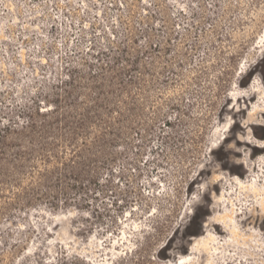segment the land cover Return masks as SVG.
Returning a JSON list of instances; mask_svg holds the SVG:
<instances>
[{
    "label": "rangeland",
    "instance_id": "1",
    "mask_svg": "<svg viewBox=\"0 0 264 264\" xmlns=\"http://www.w3.org/2000/svg\"><path fill=\"white\" fill-rule=\"evenodd\" d=\"M111 47L149 68L141 129L88 209L1 220L0 264H210L189 254L200 239L213 264H264V0H0V117Z\"/></svg>",
    "mask_w": 264,
    "mask_h": 264
},
{
    "label": "trees",
    "instance_id": "2",
    "mask_svg": "<svg viewBox=\"0 0 264 264\" xmlns=\"http://www.w3.org/2000/svg\"><path fill=\"white\" fill-rule=\"evenodd\" d=\"M140 54L86 52L44 89L1 108L0 222L40 205L88 209L114 148L141 129L137 94L148 88L149 68Z\"/></svg>",
    "mask_w": 264,
    "mask_h": 264
},
{
    "label": "bare ground",
    "instance_id": "3",
    "mask_svg": "<svg viewBox=\"0 0 264 264\" xmlns=\"http://www.w3.org/2000/svg\"><path fill=\"white\" fill-rule=\"evenodd\" d=\"M262 115L264 116V111H262ZM239 214H241V213H238V214H235V215H232V216H234V217H238V215ZM259 214L262 216V217H264V209H262L261 210V212H259ZM56 217H57V215H56ZM246 217H247V215H245V216H243V219H246ZM257 219H258V217H257ZM238 221V220H237ZM218 222L216 221V220H213V225H215L216 226V224H217ZM249 224H250V222H249ZM230 225V223L228 224V226ZM223 226H225V224L223 225ZM217 227V226H216ZM226 228H227V223H226V226H225ZM218 228V227H217ZM226 228H223L222 227V229H224V230H226ZM229 228V227H228ZM238 228H239V225H238ZM241 228V227H240ZM242 229H243V227H242ZM223 230V231H224ZM227 230H229L228 232H231V233H235V228H230V229H227ZM239 230H241V229H239ZM242 231V230H241ZM240 232V231H239ZM236 234V233H235ZM210 237H211V235H210ZM209 237V239H211V242L212 241H215V236H214V238L212 237V238H210ZM205 238H207V237H205ZM204 238V239H205ZM203 239V240H204ZM208 239V240H209ZM218 239V238H217ZM206 241L207 240H205V242H203L202 241V239H200L199 240V242H197L196 244H194V245H192L191 244V246H190V248H189V254H191V253H199L198 255H203V254H205V255H207L208 257H206L207 259L209 258H212V260H211V262H210V264H213V263H215V262H217V260L220 258L217 254H218V250H220L219 249V247H221V246H210L209 244H207L206 243ZM210 241V240H209ZM210 242V243H211ZM218 242H219V240H218ZM215 243V242H214ZM224 243H228V242H224ZM218 245V244H217ZM213 250V251H212ZM221 251V250H220ZM200 255V256H201ZM186 258H189L188 256L186 257ZM185 257H183V256H181V257H179V262L178 261H176V263L175 264H190V261L188 260V259H186ZM200 258V257H199ZM209 260H207V262H208ZM221 262V261H220ZM228 263V261H227V258H225V259H223V264H227ZM195 264H196V262H195Z\"/></svg>",
    "mask_w": 264,
    "mask_h": 264
}]
</instances>
